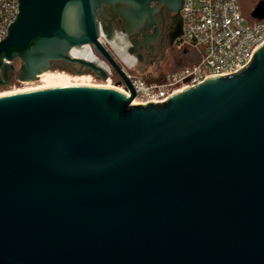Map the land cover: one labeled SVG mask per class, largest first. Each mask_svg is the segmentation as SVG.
<instances>
[{
  "label": "water",
  "instance_id": "obj_1",
  "mask_svg": "<svg viewBox=\"0 0 264 264\" xmlns=\"http://www.w3.org/2000/svg\"><path fill=\"white\" fill-rule=\"evenodd\" d=\"M117 1L137 17L152 2L181 15L184 2L18 0L0 40V88L61 60L106 80L71 54L90 45L131 91L0 96V264H264V43L236 73L132 104L105 45L129 12ZM250 16L264 20V0Z\"/></svg>",
  "mask_w": 264,
  "mask_h": 264
},
{
  "label": "built area",
  "instance_id": "obj_2",
  "mask_svg": "<svg viewBox=\"0 0 264 264\" xmlns=\"http://www.w3.org/2000/svg\"><path fill=\"white\" fill-rule=\"evenodd\" d=\"M18 8V0H0V40L7 36L8 26L19 13ZM181 13L183 35L179 43L195 48L199 61L154 81H146L126 69L136 91L137 104L164 102L172 94L208 78L236 73L252 60L254 51L264 43V20L246 16L240 0H184ZM107 72L106 80H110L112 74ZM117 87L131 96L124 81L117 82Z\"/></svg>",
  "mask_w": 264,
  "mask_h": 264
},
{
  "label": "flooded vegetation",
  "instance_id": "obj_3",
  "mask_svg": "<svg viewBox=\"0 0 264 264\" xmlns=\"http://www.w3.org/2000/svg\"><path fill=\"white\" fill-rule=\"evenodd\" d=\"M118 5L123 4L125 12H118L111 21V40H105V45L114 56L120 67L125 71L144 76L146 81L159 80L164 76L163 63L170 50L176 48L182 36H177L180 32L178 22L180 16L167 5L152 2L151 10L145 11L140 17L133 16L132 5L117 1ZM103 20H110V16L102 13ZM183 20V17H182ZM129 29L130 32L125 30ZM183 29V25L181 30ZM73 56L81 57L86 60L98 62L104 68L109 69L110 73L120 77L110 63L92 46L85 45L82 48H74ZM52 71H61L71 74H78L79 65L70 64L65 61H55L52 64ZM87 73V69H82Z\"/></svg>",
  "mask_w": 264,
  "mask_h": 264
},
{
  "label": "rangeland",
  "instance_id": "obj_4",
  "mask_svg": "<svg viewBox=\"0 0 264 264\" xmlns=\"http://www.w3.org/2000/svg\"><path fill=\"white\" fill-rule=\"evenodd\" d=\"M258 1L259 0H240L241 9L246 16H250L251 11L254 9ZM199 58L200 56L195 48L191 46L186 47V45H182L178 43L175 49L170 50L168 52L167 58L163 63V73L164 75L172 74L174 71L179 70L182 67L192 65L193 63L199 61ZM44 73H49L48 75L50 74L52 75V76L50 75L51 77L49 78L50 80L47 78V75L40 77L41 74L34 81L20 82L17 80V78H13L12 81L7 86L0 88V93L13 91L17 89L34 88L36 86L46 84L48 80L49 82L53 81L52 83H55V81L56 83L69 81L71 83H92L98 85H114V86H117V82H118L117 77L114 75L110 76V80H103L100 77L89 73L71 74L67 72L63 73L61 71L55 72L52 70H49ZM53 73L55 76H53ZM142 77L145 78L144 76Z\"/></svg>",
  "mask_w": 264,
  "mask_h": 264
},
{
  "label": "bare ground",
  "instance_id": "obj_5",
  "mask_svg": "<svg viewBox=\"0 0 264 264\" xmlns=\"http://www.w3.org/2000/svg\"><path fill=\"white\" fill-rule=\"evenodd\" d=\"M102 41H104V39L102 38L101 39ZM90 46V45H89ZM84 47V46H83ZM74 48H76V47H74ZM73 48V49H74ZM82 48V47H81ZM72 49V50H73ZM71 54H72V51H71ZM72 56H73V54H72ZM74 57H76V56H74ZM95 62V61H94ZM96 63H98V62H96ZM99 64V63H98ZM106 70H109V69H107V68H105ZM49 73H43V74H41L40 75V77H42V76H45V75H47V78L49 79V78H51L50 77V75H48ZM52 76V75H51ZM53 76H55L54 75V73H53ZM57 76V75H56ZM60 76H62V75H60ZM47 78H45V79H47ZM52 78H54V77H52ZM57 78V77H56ZM63 79V78H62ZM50 80V79H49ZM49 80L47 81V83L46 84H43V85H39V86H36V87H34V88H24V89H17V90H13V91H7V92H2V93H0V96H5V95H10V94H15V93H21V92H26V91H33V90H40V89H46V88H51V87H59V86H104V87H109V88H113V89H116V90H119V91H121L122 92V90L119 88V87H117V86H114V85H98V84H92V83H71V82H69V81H63V82H61V83H56V81H55V83H52V82H49ZM54 80V79H53ZM66 80V79H65ZM132 104H137L136 103V100H134L133 101V103Z\"/></svg>",
  "mask_w": 264,
  "mask_h": 264
},
{
  "label": "trees",
  "instance_id": "obj_6",
  "mask_svg": "<svg viewBox=\"0 0 264 264\" xmlns=\"http://www.w3.org/2000/svg\"><path fill=\"white\" fill-rule=\"evenodd\" d=\"M19 64H20L19 60H16V61H15L16 68L19 67Z\"/></svg>",
  "mask_w": 264,
  "mask_h": 264
}]
</instances>
